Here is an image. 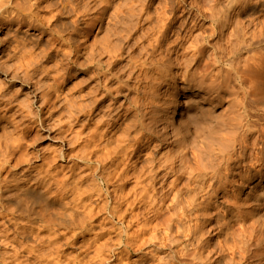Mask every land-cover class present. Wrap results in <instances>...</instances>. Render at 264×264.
<instances>
[{
	"label": "clouds",
	"instance_id": "obj_1",
	"mask_svg": "<svg viewBox=\"0 0 264 264\" xmlns=\"http://www.w3.org/2000/svg\"><path fill=\"white\" fill-rule=\"evenodd\" d=\"M0 264H264V0H0Z\"/></svg>",
	"mask_w": 264,
	"mask_h": 264
}]
</instances>
